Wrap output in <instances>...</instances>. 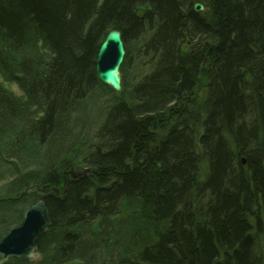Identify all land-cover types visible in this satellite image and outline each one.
Wrapping results in <instances>:
<instances>
[{"label":"trees","instance_id":"obj_1","mask_svg":"<svg viewBox=\"0 0 264 264\" xmlns=\"http://www.w3.org/2000/svg\"><path fill=\"white\" fill-rule=\"evenodd\" d=\"M0 76V239L51 216L5 264H264V0H0Z\"/></svg>","mask_w":264,"mask_h":264},{"label":"water","instance_id":"obj_2","mask_svg":"<svg viewBox=\"0 0 264 264\" xmlns=\"http://www.w3.org/2000/svg\"><path fill=\"white\" fill-rule=\"evenodd\" d=\"M194 9L204 10V5L196 3ZM125 57L126 49L122 33L118 29L110 30L99 48L97 72L102 82L116 92L122 90L120 68ZM45 198V195H41L31 204L25 210L22 221L14 225L0 239V264H5L11 258L25 257L38 260L41 257L38 245L51 226L50 211Z\"/></svg>","mask_w":264,"mask_h":264},{"label":"rangeland","instance_id":"obj_3","mask_svg":"<svg viewBox=\"0 0 264 264\" xmlns=\"http://www.w3.org/2000/svg\"><path fill=\"white\" fill-rule=\"evenodd\" d=\"M0 77H1V76H0ZM1 79H3V78L1 77ZM7 85H8L9 87H11V89H13V90L15 91V93H17V94H19V95L22 94L16 83H10V84L7 83ZM116 93H118V92H116ZM198 93H199V91H198ZM111 96H112L111 91H109V92H108V91H105L104 93H98V94L96 95L95 98H96V99L99 98V102H100V101H101V102H105V100H106L107 98L111 97ZM3 185H4L3 182L0 183V188H1V186H3Z\"/></svg>","mask_w":264,"mask_h":264},{"label":"bare ground","instance_id":"obj_4","mask_svg":"<svg viewBox=\"0 0 264 264\" xmlns=\"http://www.w3.org/2000/svg\"><path fill=\"white\" fill-rule=\"evenodd\" d=\"M201 11H202V10H201ZM114 29H115V28H114ZM111 30H113V29H111ZM107 34H108V33H107ZM107 34H106V35H107ZM105 37H106V36H105ZM103 41H104V40H103ZM103 41H102V42H103ZM123 41H124V40H123ZM124 44H125V43H124ZM99 48H100V47H99ZM98 52H99V50H98ZM97 55H98V53H97ZM96 69H97V57H96ZM121 74H122V73H121ZM98 77H99V75H98ZM99 79H100V78H99ZM100 80H101V79H100ZM101 82H102V80H101ZM102 83H103V82H102ZM105 85H106V84H105ZM106 86H108V85H106ZM108 87L111 88L110 86H108ZM111 90H113L114 92H116L113 88H111ZM108 92H109V91H108ZM41 195H45V196H46V193H44V192H40V195H39V196H41ZM19 223H20V222H19ZM15 225H16V224H15ZM13 226H14V225H13ZM13 226H11V227L6 231V233H7V232H8ZM6 233H5V234H6ZM5 234H4V235H5ZM4 235H3V236H4ZM3 236H2V237H3ZM40 258H41V257H40ZM40 258H39V259H40ZM30 260H31V259H30Z\"/></svg>","mask_w":264,"mask_h":264}]
</instances>
